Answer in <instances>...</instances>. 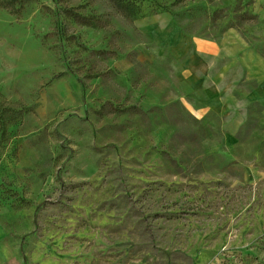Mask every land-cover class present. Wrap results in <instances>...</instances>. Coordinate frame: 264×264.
<instances>
[{"label": "rangeland", "instance_id": "rangeland-1", "mask_svg": "<svg viewBox=\"0 0 264 264\" xmlns=\"http://www.w3.org/2000/svg\"><path fill=\"white\" fill-rule=\"evenodd\" d=\"M8 1L0 264H264V103L238 91L244 118L195 116L155 29L264 75V0Z\"/></svg>", "mask_w": 264, "mask_h": 264}, {"label": "crops", "instance_id": "crops-1", "mask_svg": "<svg viewBox=\"0 0 264 264\" xmlns=\"http://www.w3.org/2000/svg\"><path fill=\"white\" fill-rule=\"evenodd\" d=\"M151 19H138L137 25L146 29ZM164 32L160 42L170 47L171 54L178 65V80L186 87L189 108L197 117L215 112L224 117L244 118L241 109L233 112L228 97H235L239 91L248 102L264 103V75L260 74L253 62L230 63L224 61L223 48L219 43L207 38L186 35L173 24L157 26ZM244 66L245 82L251 81L250 88L238 90L241 79H235V68ZM259 71V72H258ZM249 83V84H251ZM240 120V119H239Z\"/></svg>", "mask_w": 264, "mask_h": 264}, {"label": "trees", "instance_id": "trees-1", "mask_svg": "<svg viewBox=\"0 0 264 264\" xmlns=\"http://www.w3.org/2000/svg\"><path fill=\"white\" fill-rule=\"evenodd\" d=\"M116 6V8L125 16L133 17L132 4L129 2H125L124 0H112ZM7 2H9L7 0ZM7 7V6H6ZM80 22L83 25L93 26V23L90 19L81 18Z\"/></svg>", "mask_w": 264, "mask_h": 264}]
</instances>
